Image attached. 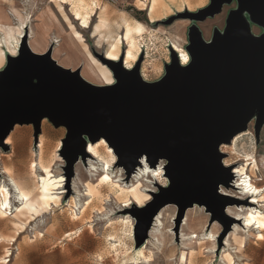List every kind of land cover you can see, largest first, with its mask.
Returning <instances> with one entry per match:
<instances>
[{
    "label": "rangeland",
    "instance_id": "374dc122",
    "mask_svg": "<svg viewBox=\"0 0 264 264\" xmlns=\"http://www.w3.org/2000/svg\"><path fill=\"white\" fill-rule=\"evenodd\" d=\"M58 1L53 0L68 26L72 23L79 31L70 33L64 31L70 39L68 46L71 48L72 57L69 62L63 61L61 56L53 58L51 50L50 56L58 65L80 72L87 65L90 55L98 61V66L103 68L99 56L104 57L110 42L122 34L124 20H127L131 25L142 27L140 33L133 35L134 52L137 56L134 61L125 62L124 52L128 44L122 40L116 61H120L127 69H132L138 64L141 77L150 83L159 82L166 75V66L171 63L174 51L172 48L174 34L178 35V41L188 55L189 60L186 63L188 64L192 61V57L186 46L189 28L192 26H195L201 33L203 40L210 42L215 34L224 35L231 15L236 13L244 17L254 37L261 36L264 31L261 26L250 19L247 11L240 9L237 0L224 3L219 13L206 16L201 21L189 19L186 13L198 14L211 6L212 0H65L69 4L71 14L77 9L86 18L90 15L87 28H82L80 22L74 20L70 14H68L70 19L68 21L65 16L66 11H61ZM48 2L49 0H39L34 10L29 9L28 0H9V6L22 15L33 16L43 13V17L36 23L39 24L41 20L46 22V29L42 35L45 40H48L51 35L58 34L61 27L58 21L44 13L45 10L35 14ZM150 5H153L152 11L148 14ZM98 21H100V26L95 29L94 25V31L97 32V37L94 38L89 26L91 27L95 22L97 24ZM53 29L54 32H52ZM71 33L73 38H70ZM73 40L82 44L81 49L79 47L76 49L71 45ZM175 53L181 63L179 53L177 51ZM79 56H82V59ZM17 57V52L13 54L5 52L4 62L0 65V77L8 68L9 62ZM108 73L111 78L110 84L100 83L92 76H87L86 82L95 88L117 85L118 80L109 68ZM8 135L10 137L13 135V138L10 143L6 144V148L0 150L2 161L0 181L9 187L11 207L5 215H0V264H235L236 244L233 242L229 248L230 259L228 258L227 262L221 260V255L228 251L222 242L231 224L239 225V231L244 234V238L252 234L253 230L248 235L242 231V221H229L226 227L220 219L213 216L211 210L198 203L203 207V222L206 220L208 222L206 232L213 222H217L219 226L215 243L210 242L203 235L192 242H188L187 237H181L180 225L185 210L179 217L177 205L174 203L164 204L154 214L155 216L159 210H163L160 217L162 226L158 223L153 224L154 216L148 223H144L141 218L156 199L155 195L160 194L162 189H169L173 184L166 169L168 165L166 159H158L154 165L146 157L144 159L149 169H156L158 166L162 169V176L158 180H154L150 173H148L149 177L147 173L143 175V162L139 161L137 165L128 170L118 162L114 150L106 144L103 145L110 149L108 158L104 147L100 145L98 156L91 153H79L75 160L69 163L65 144L66 128L55 126L47 118L41 121L36 137L31 123L15 124ZM235 138L231 147H220V151L224 153L222 159L224 165L248 166L252 160H255L261 168L264 165L260 161L261 157L264 158V124L259 132L258 142L255 138L253 120L249 122L247 129L238 133ZM85 139L88 140L87 137ZM95 141L97 139L92 143ZM101 158L110 162L109 170L115 184L130 185L132 182L135 183L136 175L140 176L142 184L148 185V189L145 190L148 194L146 201L141 204L132 201L124 205L122 202L124 197H118L117 193L111 192L106 185L100 192L87 194L85 184H96L97 182V172L92 165L100 172ZM31 159L38 163L35 176H30L27 169V164ZM45 169L57 180L63 177L54 191L59 195V200L50 202L48 208L40 213H16V207H20V204L14 198V190L5 173L19 181L24 180L28 186H32L35 178L45 176ZM255 172L258 178L264 177L260 176L258 171ZM261 183L264 184V178L258 182L259 185ZM222 187L227 191L223 195L235 199V201H228L227 205H245L246 198H241L237 188L225 185ZM152 228H160L166 232L165 242L155 243L154 238L148 235ZM183 232L187 231L183 228ZM140 250L148 256L151 263L143 261L138 254ZM181 251L185 252L184 260L180 259Z\"/></svg>",
    "mask_w": 264,
    "mask_h": 264
},
{
    "label": "water",
    "instance_id": "95a60500",
    "mask_svg": "<svg viewBox=\"0 0 264 264\" xmlns=\"http://www.w3.org/2000/svg\"><path fill=\"white\" fill-rule=\"evenodd\" d=\"M230 1L212 0L198 14L186 15L201 21ZM237 2L264 30V0ZM186 49L192 61L181 65L173 51L165 77L155 83L141 77L138 64L127 69L101 55L118 84L95 88L47 54L33 55L23 43L0 77V147H7L4 138L15 124L31 123L36 137L44 118L66 128L69 163L77 153H85L83 137H104L128 170L143 155L152 165L161 158L168 161L173 184L155 195L141 218L144 223L166 203H175L180 217L194 199L228 227L232 218L223 209L235 199L216 187L232 186L233 174L222 162L220 147L245 131L251 120L259 141L264 124V31L254 37L244 17L234 13L224 35L215 34L209 43L190 27Z\"/></svg>",
    "mask_w": 264,
    "mask_h": 264
},
{
    "label": "bare ground",
    "instance_id": "6f19581e",
    "mask_svg": "<svg viewBox=\"0 0 264 264\" xmlns=\"http://www.w3.org/2000/svg\"><path fill=\"white\" fill-rule=\"evenodd\" d=\"M7 2L8 0H0V65L4 62L5 52H8L10 54H13L15 52L18 53L23 43L27 45L28 49L33 55L43 56L47 54L52 61L54 60L51 58V56L53 58L61 56L63 61L65 62L70 61V58L72 57L71 48L68 46V42L70 41V39L68 35L65 34L64 30L61 27H60V31L58 32V34L51 35L48 40H45V37H43L42 32L44 31V29H46V22L44 20H41L39 24L36 23L38 20H40V18L43 17V13H40L39 15L36 14L33 16L32 15L31 16L22 15L16 9L12 8L11 6L6 7L8 5ZM152 6L153 5H150L148 7V14H150V12L152 11ZM78 12L79 11L75 12L74 16H76L77 20H79L80 26L82 28H87L88 27L87 18L85 16L80 15V13ZM44 13L48 14L49 17L57 21L56 17H54V15L49 11L48 7H47V10L44 11ZM34 21L35 23H32ZM99 23L100 21H98V23L95 24V29L99 28L100 26ZM141 30H142V27L140 25H131L128 22H125L122 34L118 35L117 38L113 39L110 42L107 48V51L104 55V58L107 60H111V61L118 60L120 44L122 40H124L128 44V47L124 52L125 62L128 63L130 60L134 61L137 54L135 56V52H134L135 41H134L133 35L140 33ZM71 37L73 38L72 33L70 35V38ZM201 39L203 40L202 37ZM50 41L54 43L51 56H50V52H51L50 49L49 51L47 50L45 53H43L44 50L47 49ZM203 42L209 43L205 40H203ZM172 48L174 49V51H177L179 53V57L181 61L180 64L184 66V64H186L189 59H188L187 53L182 49V46L178 41L177 34H174V39L172 40ZM62 51H65L63 55H61ZM40 53H43V54H40ZM88 57H89V60H88L87 65L84 66L80 72L77 70H70L68 68H64L58 65L55 61L54 62L57 66H59L63 70H69L71 72H74V71L78 72L80 78L84 82H86L87 76H92L96 81L100 83L110 84L111 78L109 77V73H108L109 67L103 63V65H101L103 68H100L97 64L98 61L94 60L90 55ZM235 136L232 138L229 144H223L221 146L231 147V144H233L236 139ZM12 138H13V135L11 137L9 135L6 136L3 141L4 144L10 143ZM83 139L85 141V149H84L85 153H89V154L91 153L93 155L98 156L99 149H100L99 146L102 145L104 147V152L106 154V157L108 158L110 149L108 146L103 145V144L109 145L104 137H98L97 141H95L94 143H92V141L86 140L85 137H83ZM110 147L113 150V147L112 146ZM0 150H1V147H0ZM144 159H145V155H143L142 157H137L138 161L143 162L142 164L143 165V171H142L143 175L147 173V176H148V173H150V175L153 177L154 180H158L162 176V169L159 166L156 169H149V167L144 163ZM100 162H101L100 163L101 169L99 168L100 172H98L97 167L92 165L94 170L97 172V175H96L97 182L96 184H92V183L85 184L87 194L90 195L93 192H100L102 187L106 185L107 187L110 188L111 192L115 191L118 197H122V196L124 197L122 200V202H124V205L130 204V202L132 201H135L136 203H139V204H141V202L143 201H146L148 194L145 192V190L148 189V185L142 184L139 178L140 176L137 177L138 175H136L135 183L132 182L130 185L122 186V185L115 184L112 181L111 172L109 170L110 162L105 158L104 159L101 158ZM0 163H2L1 159H0ZM37 164L38 163L34 159H31L28 162L27 169L29 171L30 176H35V170H36ZM232 169L233 170L231 171V173L233 174L232 176L233 178L230 184L239 190V194H241V198H246V203L245 205H237V206L236 205L230 206V205H227L228 203H226L223 210L227 216L232 218V220L242 221L243 228L241 229L243 232L246 233V235H248L252 230L264 227V212L262 211V206L264 203L263 202L264 201V184L262 183L260 185L258 184V182H260V180L263 179L264 177L258 178V176L255 175L256 174L255 171H258L260 173V176H264V171H263L264 165H262V167L260 168L257 162L255 160H252V163L248 166L237 164L235 167H232ZM6 170L8 171V169H5V171ZM5 175L8 178L14 190V195H15L14 198L20 204V207H16V213L18 214L29 213V212H32L34 214L40 213L43 210L48 208V206L50 205V202L57 200L59 197V195H57L54 191L56 187L60 184V181L63 180V177H60L57 180L53 178L52 176H50L49 171H47L46 169H45V176L43 175L39 179L35 178V181L32 183V186H28L27 182H25L24 180L19 181L18 179H15L8 173H5ZM216 191L222 195L226 194L227 192L225 189H223L221 184L217 185ZM10 195L11 193H10V190L7 184L0 181V215H5L6 211L10 209L11 207ZM197 203L198 202L196 200L191 199V206L185 209L183 218L181 220V225H180V235L181 237H187L188 242H192L196 239H199V236L203 235L205 236L204 238H206L212 243H215L219 226L217 222H213L210 225L208 231L206 232V227H207L208 222L206 219H205L206 221L203 222V218H202L203 207L198 205L200 203L198 204ZM162 213H163V210H159L157 212V214L154 216V219L152 220L153 224L158 223L159 225L162 226V222L160 220ZM81 214H82V211H81ZM183 228L187 232H183ZM239 228H240L239 225L232 223L229 232L224 237L222 243L225 246L226 250L228 251L225 254L221 255L222 261L226 260L227 262L228 261L227 259L228 258L230 259L231 255L229 252V248L231 247L232 242L238 245H241L243 243L244 234L239 231ZM171 232L173 233L172 229H171ZM148 235L150 237H153L155 240V243L157 244L158 243L161 244L165 242V237L167 236L166 232L162 231L160 228H156V229L152 228L149 231ZM155 243L151 242V244H155ZM142 250H140L138 254L141 256V258L143 259L145 263H148V262L151 263V261H149L148 259V256H146ZM180 259L181 260L185 259L184 251H181Z\"/></svg>",
    "mask_w": 264,
    "mask_h": 264
},
{
    "label": "crops",
    "instance_id": "0c3cea01",
    "mask_svg": "<svg viewBox=\"0 0 264 264\" xmlns=\"http://www.w3.org/2000/svg\"><path fill=\"white\" fill-rule=\"evenodd\" d=\"M28 1L30 3L29 9L34 10V8H36L37 2L39 0H28ZM58 3L60 5L61 11H63V12L66 11L65 16L68 19V21H70L68 14H70L74 20L79 21V20H77L76 16H74V13L79 11V10L75 9L73 11V14H71L69 12V8H68L69 4L67 2H65V0H59ZM7 4L8 5L6 7L9 6V0H8ZM47 7H48L49 11L54 15V17H56V20L58 21L59 25L61 26V28L65 32H67V33H70L72 31L79 32L74 28L72 23L70 24V26H68V24L66 23V20L62 17L61 12L58 10V8L54 4L53 0H49V2L47 4H45L43 7H41L40 9H38L35 12V14L40 13L43 10H47ZM66 9H68V10H66ZM78 13H80V15L83 16V14L80 11ZM89 17H90V15L87 16L88 24H89ZM105 17H106V15H105ZM97 20H98V17L96 18V22H97ZM126 21L127 20H124V22H126ZM96 22L91 27L89 26V28H91V32L93 33L92 37H94V38L97 37V32L94 31V25L96 24ZM127 22H129V21H127ZM52 32H54V29L52 30ZM71 45L76 49L78 47L81 49L82 44L80 42H78L77 40H73L71 42ZM53 46H54V43L52 41H50L46 50H49V49L52 50ZM87 50H88V48H87ZM45 52H43V53H45ZM64 52L65 51H62L61 55H63ZM43 53H40V54H43ZM37 54H39V53H37ZM79 58L82 59V56H79ZM62 67H64V66H62ZM65 68L70 69V67H65ZM260 161H262V163H264V158L261 157ZM262 211L264 212V203L262 206ZM235 248H236V250H235V259H236L235 264H264V227L259 228V229H254L252 231V234L245 236V238H243V243L241 245L236 244Z\"/></svg>",
    "mask_w": 264,
    "mask_h": 264
},
{
    "label": "snow or ice",
    "instance_id": "6c2138e0",
    "mask_svg": "<svg viewBox=\"0 0 264 264\" xmlns=\"http://www.w3.org/2000/svg\"><path fill=\"white\" fill-rule=\"evenodd\" d=\"M105 179H107V178H105Z\"/></svg>",
    "mask_w": 264,
    "mask_h": 264
}]
</instances>
